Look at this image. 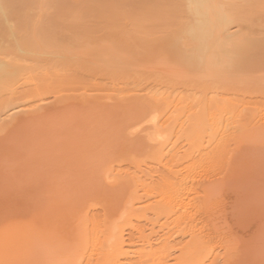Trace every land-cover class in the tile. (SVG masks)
<instances>
[{
  "label": "bare ground",
  "instance_id": "6f19581e",
  "mask_svg": "<svg viewBox=\"0 0 264 264\" xmlns=\"http://www.w3.org/2000/svg\"><path fill=\"white\" fill-rule=\"evenodd\" d=\"M0 264H264V0H0Z\"/></svg>",
  "mask_w": 264,
  "mask_h": 264
}]
</instances>
